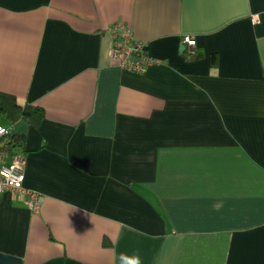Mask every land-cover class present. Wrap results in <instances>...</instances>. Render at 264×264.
Returning <instances> with one entry per match:
<instances>
[{
    "label": "crops",
    "instance_id": "1",
    "mask_svg": "<svg viewBox=\"0 0 264 264\" xmlns=\"http://www.w3.org/2000/svg\"><path fill=\"white\" fill-rule=\"evenodd\" d=\"M118 20L160 61L118 66ZM0 90L45 110L0 119L41 194L0 193L1 251L264 264V0H0Z\"/></svg>",
    "mask_w": 264,
    "mask_h": 264
},
{
    "label": "built area",
    "instance_id": "2",
    "mask_svg": "<svg viewBox=\"0 0 264 264\" xmlns=\"http://www.w3.org/2000/svg\"><path fill=\"white\" fill-rule=\"evenodd\" d=\"M112 35L110 56L120 67L142 71L154 62L160 61L146 49L145 41L137 39L129 26L122 20L115 21L109 27ZM190 53L195 52L196 39L190 33L182 35ZM10 134L9 127L0 123V193L7 189L18 190L30 196L33 209L40 205L41 194L24 186V153L5 143Z\"/></svg>",
    "mask_w": 264,
    "mask_h": 264
},
{
    "label": "trees",
    "instance_id": "3",
    "mask_svg": "<svg viewBox=\"0 0 264 264\" xmlns=\"http://www.w3.org/2000/svg\"><path fill=\"white\" fill-rule=\"evenodd\" d=\"M190 55H194V53H190ZM44 114L45 110L42 106L32 103L22 105L14 94L0 90V119L4 122L24 119L29 123H37ZM5 143L11 144V147L16 150H23V138L19 134L10 133Z\"/></svg>",
    "mask_w": 264,
    "mask_h": 264
},
{
    "label": "water",
    "instance_id": "4",
    "mask_svg": "<svg viewBox=\"0 0 264 264\" xmlns=\"http://www.w3.org/2000/svg\"><path fill=\"white\" fill-rule=\"evenodd\" d=\"M181 48H184V43L181 44ZM0 263L1 264H22L21 256L7 253L0 250Z\"/></svg>",
    "mask_w": 264,
    "mask_h": 264
},
{
    "label": "clouds",
    "instance_id": "5",
    "mask_svg": "<svg viewBox=\"0 0 264 264\" xmlns=\"http://www.w3.org/2000/svg\"><path fill=\"white\" fill-rule=\"evenodd\" d=\"M119 260H120V264H142V260H141L139 252L135 253L131 257H129L125 253H121Z\"/></svg>",
    "mask_w": 264,
    "mask_h": 264
}]
</instances>
